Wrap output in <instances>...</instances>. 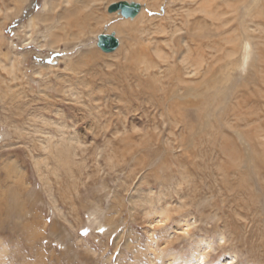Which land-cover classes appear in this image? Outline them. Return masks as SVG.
Wrapping results in <instances>:
<instances>
[{
	"label": "rangeland",
	"instance_id": "rangeland-1",
	"mask_svg": "<svg viewBox=\"0 0 264 264\" xmlns=\"http://www.w3.org/2000/svg\"><path fill=\"white\" fill-rule=\"evenodd\" d=\"M20 1L0 0V207L3 210V223H0L2 224L0 226V264H195L197 254L203 250L207 257L204 264H227L224 263L225 259L231 256H234L232 264H264V212L249 210L248 213L252 214L248 215L249 222L240 220L239 223V220H236L238 215L233 212L236 210V213H240V204L235 206V202L229 198V204L234 202L235 208L233 204L229 206L227 203L229 199L221 204L217 197L211 196L210 191L216 188L214 183H211L212 179L210 182L209 179L205 180L209 182L208 186L205 181L201 183L197 196L192 195L190 187L183 184L181 180L180 184L177 183L178 180L168 184L161 181L167 178L169 180V175L176 173L175 176L178 177L183 170L187 171L185 167H181V172L176 171L175 168L180 158L178 157L180 151L173 149V152L169 147L177 146L178 143L201 142V150L206 151L207 146H211L208 143L210 140L207 139L213 138L212 141L220 142L227 136L226 138L243 147V135L248 134L247 137H249L250 132L244 133L250 129L251 133L254 132L251 126L254 125L252 123L255 114L253 116L249 108L258 112L264 126V99L254 96L255 98L250 99L251 102L249 99L240 101V104H249L247 107H242L243 110L249 109L244 111L245 115L243 114L248 121L246 124L245 119L244 121L237 119V110H233V107L238 108L237 98L232 99L223 93V95L221 93L214 95L212 99L199 98L201 119L192 131L172 127V125L164 126L163 117L154 110L146 113L140 111L125 113L119 110L112 94L99 92L98 88L103 87L104 84V88L108 89L114 81L108 79V70L112 65L128 60L138 40L141 43L144 42L142 40L145 37V33H142L144 22L136 21L137 25L127 27L137 16L126 19L118 12H108L107 8L111 3L121 0H104L100 10L108 18L106 24L115 22L114 24L123 25V30L100 28L91 34L87 46H76L73 49L71 47L66 51L62 43L59 44L58 49L40 48L36 41L34 43L29 41L30 43L24 45L27 43L24 41L27 29L22 30L21 26L26 25L27 20L33 16L44 12L46 0H28L21 4L22 12L14 14ZM125 1L140 3L142 8L139 14L155 16L150 8H145L147 0ZM225 1L231 3L230 0ZM225 1H217V14L219 12V15H225V25L228 26L223 25L221 28L222 24L218 23L220 30L216 36L217 42L219 41L218 44L216 43L217 56L222 58H218L217 62L218 78L231 74L229 76H232V79L238 78V83L244 81L245 86L249 87L248 90L251 89L250 92L255 90L264 92V84L261 83V79L264 78V70H262L264 69V18L256 16L254 18L262 22V27L249 23L250 27L247 29L244 25L248 17H251H245V13L249 11L251 15H255L257 12L253 14L254 11L264 9V0H246L251 4V10L246 8V11L239 2L241 0H233L232 5L239 7L237 16L235 13H225L230 7ZM219 5L222 6H220L221 12ZM252 10L253 12H250ZM44 14L42 16L46 17ZM50 16L48 17L51 19L47 17L48 20L46 18L45 22L42 17L35 23V32L32 34L37 41L41 39L42 33L45 34L46 24L54 30L60 29L63 25L60 27L59 23L62 21L61 24H64L67 18L63 15L56 18L58 20L56 22L55 14H53L54 17ZM152 20L147 24L153 29L155 22ZM46 21L49 22L46 23ZM233 28L237 32L233 31ZM103 33H114L119 40L118 47L110 53L103 52L96 44L97 35ZM246 34H249L248 41L254 49L251 48L250 57L243 65L242 75H244L240 77L233 68L243 64L240 63V59L244 54L242 49ZM230 35L234 39L231 38L229 42L226 36ZM256 35L260 36L256 37ZM150 37H152L151 34ZM127 41L131 42V47H128ZM242 42H244L243 45ZM233 46L237 52L228 57L225 53L232 52ZM90 50L98 59L90 58L91 54H88ZM235 54L236 57H234ZM11 57L24 61H22L21 69L16 70L17 77L13 81L5 69L8 58ZM248 65L250 67H247ZM22 70H24L23 73ZM248 77L261 79L255 80L259 82L254 84L246 81ZM226 85L229 84H218V88L223 89ZM245 86L239 89H244ZM250 104L253 105L250 106ZM229 106L232 108L230 109ZM205 111L209 114L207 115ZM155 121L162 122L159 125H151ZM235 124H238V128H235ZM240 124L243 125L240 126ZM145 130L147 132H144ZM156 134L157 137H155ZM208 134H212V137H208ZM180 135L184 137L181 138ZM213 135L216 136L213 137ZM174 139H178L176 143H173ZM151 144L157 145L156 150ZM139 151L142 152L139 153ZM154 157L155 159H152ZM220 159L216 161L213 158L206 162L202 156L196 159L199 160L196 163L199 164V169L200 166L206 165L207 171H216V162L225 161V158ZM206 163L209 164V168ZM167 166H170L172 171L167 169ZM202 169L205 170V168ZM197 170L198 168L192 171L197 175L193 173L194 177L191 176V183L195 185L199 182L198 177L202 176ZM210 185L213 190L209 188ZM261 191L255 189L257 193L262 194ZM204 192L206 193L203 194ZM164 193H167V197ZM214 203L218 204V207ZM206 204H209V207L206 208ZM258 204V207L262 206ZM149 205L153 206V209ZM164 206L172 209L170 219L165 220L167 222L163 221L162 224L154 222L150 224L148 217L155 215V212V216L159 215L158 212L162 211ZM210 207L213 208L210 209ZM212 211H215L214 214L211 213ZM222 216L225 219L222 220ZM251 217H254L255 221H251ZM225 220L227 223L224 222ZM257 221L262 222L263 225ZM237 226H240V229ZM238 232L241 233L240 236ZM250 233H255V236ZM250 241L256 245L255 247L250 243L251 251L247 248Z\"/></svg>",
	"mask_w": 264,
	"mask_h": 264
},
{
	"label": "bare ground",
	"instance_id": "bare-ground-1",
	"mask_svg": "<svg viewBox=\"0 0 264 264\" xmlns=\"http://www.w3.org/2000/svg\"><path fill=\"white\" fill-rule=\"evenodd\" d=\"M27 1L28 0H21L19 2L17 11H15L16 13H14V14H18L23 7L21 4H23L24 2L26 3ZM102 1H104V0H46L45 5H44V12L43 13L40 12L37 15L33 16L32 18L27 20L26 25L21 26L22 30H25V28L27 29V30H25L26 31L25 32L26 37L24 39V41L27 43H24V45H27L30 42L34 43V41H36V43L39 44L40 48L58 49V48H60L59 44L62 43V44H64L63 48L66 51V49L69 50L71 47L73 49V47H76V46H81V45L87 46L90 42L91 34L95 31L99 30L100 28L106 27L108 30L112 29V28H116L118 30H123L124 26L123 25L121 26L119 24H114L115 22L106 24L108 18L104 14H102V12L100 10V5L103 4ZM217 1L218 0H147L146 4H145V8H150L153 11L155 16L148 17L147 14H142V13L139 14L141 11V8H142V6H141L140 11L134 16V17L137 16L139 18L136 17L135 20H133L130 24L127 25V27H131L133 25H137L136 21L137 22H141V21L144 22L143 27H142V33H145V37L142 39L144 42L141 43L138 40L136 42L137 46L135 48H132V51L129 48V50L131 52H130V57L128 58V60H126L125 62H122V63H117L114 66L112 65V67L107 72V74H108L107 77L110 81L111 80H114V81H112V83H111L110 87H108V89H107V87L104 88L105 85L103 84V87L98 88V91L99 92L100 91L101 92H108V93L112 94L114 99L116 100V102L118 104L119 110L124 111L125 113L126 112H133V111H140L142 113H146L149 110H154V112H156L157 114H159L160 116L163 117V122L162 121L161 122L164 126L165 125H168V126L172 125V127L180 128L182 130L185 129L187 131L188 130L192 131V129H194L196 124L200 123L202 111L200 109L201 103H200L199 98L212 99L214 97V95H217L219 93H221V94L223 93L225 95L227 94L228 97H232V99L237 98L236 102H237L238 108L233 107V110H237L236 111V114L238 115L237 119L242 120V121H244V119H245L246 124L248 123V121H247L246 117L243 116V114L246 112V110L250 109V111L252 112L251 114H253V116L255 114L254 122L252 123L254 125H252V126L250 125L252 128H254V132L251 133V131H250L251 129H250L244 133V134H246L247 132H250L249 137H247L248 134L243 135L244 136L242 138V139H244L243 147H241L242 145H238L235 142H233L232 140H229L228 138H226L227 136L225 137L226 139L223 138V140H221L220 142H218V141L215 142V140L212 141L213 138L207 139L206 135H205L206 136L205 138L207 140H210V142H208V143L211 145L209 147L207 146L206 151H204L205 149L201 150L202 149V148H200V146L202 147L201 142H199L198 144H196V143L190 144L191 141H189V142L178 143V145L175 144L177 146H171L170 145L171 146V147H169L170 150L178 149V151H180V153L178 152V155H180L178 157H180V158H178L176 156L178 158V162H177L178 164H175L176 171L181 172V167H183V168L185 167V169L187 171L183 170L184 174L181 172V173H179L180 175L178 177L175 176L176 173L174 171V173H175L174 175L168 176L169 180H167L168 178L165 180H161L162 182L163 181L167 182L166 184H168V182H175L177 180H178L177 183L180 184L181 183L180 180H181L183 184H186L188 187H190L191 191L193 192L192 195L197 196L198 191H199L198 188H200L201 183L203 181H205L206 179L207 180L209 179L208 181L210 182L212 179L213 181L211 183H214V186L216 188H214L215 193H213L214 192L213 188L211 187V185L209 186V188H211V190H213V191H210V192H212V194L210 193L211 196L214 195L215 197H217V199H219L221 201V204L223 201H225L224 203H226V199H229V198L235 202V204H236L235 206H239L238 204H240V208H239L240 213L239 212L236 213L235 212L236 210L234 211V208L232 207L233 211H234L233 213L238 215V216L236 215L237 216L236 220H239V223H240V220H243L245 222L248 221V219H249L248 215L250 214V213H248L249 210H251V211L254 210V211H257L258 213H260V211L264 212V126L261 123L260 116H259L258 112H254L255 109H253V108L243 110L242 107H247L249 104H240V101L244 102L243 100H248V99L250 100L254 96H257L258 99H264V92L259 91V90L258 91L255 90V92H250L251 89L248 90L249 87L245 86L246 84H244V81H243V83L242 82L238 83V78L234 77V79H232L231 78L232 76L231 77L229 76L231 74L225 75L224 78L222 76L223 79L218 78L217 62H218V58L219 59H222V58L217 56L218 54H217L216 43L218 44L219 41L217 42L216 36H218L217 35L219 33L218 30H220V26H218V23L222 24L221 28L226 23H225V19H224L225 15H219V12L217 14V11H218L217 10V6H218ZM223 1H225V0H223ZM230 1H231V3L230 2L228 3L227 1H225V2H227L228 5H230V7L227 8L229 10L226 11L225 13H228V12L235 13V16H237V13H239L238 12L239 7L234 6V4L232 5L233 0H230ZM239 2H241L242 6L245 7L244 11H246V8L251 10V4H249V2H247L246 0H241ZM257 2H259V1H257ZM227 4H225V5L227 6ZM255 4H257V3H255ZM220 6L221 5H219V7ZM238 6H240V5H238ZM242 6H240V7H242ZM257 6H258V4H257ZM221 7H220V12H221ZM235 7H237V8H235ZM224 8H222V11H224L223 10ZM114 12H117V11H114ZM250 12H253V10ZM255 12H257V13L255 14ZM43 14L46 15V17L42 16ZM50 14H52L51 16H53V14H55V19L59 18L63 15H66L67 18L64 21V24H61L62 21L59 23L60 27H61V25H63L60 29L54 30V29H52L51 26L46 24L47 27L45 26L46 27V29L44 31L45 34L42 33L41 39L39 41H37V38L34 37V35L32 34L33 32H35L34 31L35 23L37 21H39L40 19H42V17H43L44 22H45L46 18L48 16H50ZM138 14L140 16H138ZM253 14H255V15H251V13H249V11H248V13H245V17L251 16V17H248L247 22L246 21L244 22L245 23L244 25L246 26L247 29H249V27H250L249 23H254L256 26L262 25V22L256 21L254 18H255V16L260 17V18H264V9H261V10L259 9L257 11H254ZM134 17H132V18H134ZM48 18H47V20H48ZM49 19H51V18H49ZM126 19H128V18H126ZM152 19L155 22L154 23L155 26L153 29H152V26L147 24V22L152 20ZM57 21L58 20L56 19V22ZM47 22H49V21H46V23ZM263 22H264V19H263ZM43 24H45V23H43ZM152 24H153V22L151 23V25ZM229 25H231V24H229ZM125 27H126V25H125ZM226 27H228V26H226ZM151 29H152V31H151ZM46 30H48V32H46ZM233 31H236V30L233 28ZM255 31H257V30H255ZM103 34H108V33H103ZM150 34L152 35V37H150ZM221 35H223V34H221ZM231 35L226 36V39L228 41L231 38L234 39ZM234 36H235V34H234ZM259 36L260 35H256V37H259ZM115 37H116V35H115ZM219 37H221V36H219ZM245 37H246L247 41L245 39V43L242 42V45L244 43V47L242 49V50H244V54L242 55V57L240 59V63H243V64L238 66L239 68L238 67L233 68L235 73L237 74V76H240V77L241 76L243 77V75H244V74L242 75V70L244 69L243 65L245 63V60H247L250 57L251 48H253V47H251V44L248 41L249 34H246ZM97 38H98V35H97ZM150 40H152V42H150ZM118 42H119V40H118ZM221 43H222V41H221ZM96 44H97V42H96ZM255 44H256V42H255ZM118 45H119V43H118ZM127 45H128V47H131L132 44L130 41H127ZM231 46H232V44H231ZM234 46L231 49L232 52H229L231 54H229L228 52L225 53V54H227L228 57L230 55H232V53L234 54L235 52H237V49H235ZM218 49H219V46H218ZM90 51L88 52V54H91L90 58L91 59H94V58L98 59V57H96V54L93 51H91V52ZM223 55H224V52H223ZM23 57L21 56L22 59H25V57L24 58ZM234 57H236V54ZM22 61L20 58H17V57L16 58L15 57L8 58V63H7V66L5 67V69L10 74L9 76H11L12 81L16 79V77H17L16 76V70L18 71V69L19 70L21 69ZM221 61H223V60H221ZM247 67H250V66L248 65ZM257 67H259V66L257 65ZM251 68H252V66H251ZM50 69H52V68H50ZM262 70H264V69H262ZM23 71L24 70H22V73H23ZM34 72H37V71H34ZM220 72H221V70H220ZM220 75H221V73H220ZM259 76L262 78V76L260 74H259ZM254 78H249L246 81H248V82L251 81V83L257 84L259 81H255V80L261 79V78H257V77L255 79ZM236 81H237V83H236ZM221 83H228L229 85L223 86V89H219L218 84H221ZM261 83H262V85L264 84V78L261 79ZM247 84H249V83H247ZM242 86H245L244 89H239V87L241 88ZM247 86H250V85H247ZM258 87H259V85H258ZM222 90H223V92H220ZM114 92H116V93H114ZM3 96H5V94ZM221 98H223V97H221ZM225 100H227V99H225ZM251 100H250V102H251ZM217 101H219V100H217ZM209 103H213V102H209ZM220 104L221 103H219V105ZM251 105H253V104H250V106ZM263 105H261V106H263ZM223 108H225V107H223ZM229 108H230V106H229ZM115 109H117V108L115 107ZM119 110L117 109V112ZM206 114L208 115L209 113L206 112ZM260 114H261V112H260ZM212 115H214V114H212ZM212 115H210V116H212ZM160 116H159V118H160ZM220 116H221V114H220ZM229 116H231V115H229ZM110 117L111 116L109 115V118ZM150 118H151V116H150ZM227 118L229 119V117H227ZM108 119H106V121H108ZM117 119H118V117H117ZM224 119H225V117H224ZM160 123L155 121L152 124L151 123L150 124L151 125H159ZM238 124L237 125L235 124V128L238 126ZM107 125H109V124H107ZM228 125H229V123H228ZM241 125H243V124H240V126ZM114 126H115V124H114ZM168 126H166V127H168ZM232 126L233 125H231V128H233ZM244 127H246V126H244ZM168 130L169 129H167V131ZM197 130H196V132H197ZM208 130H209V127H208ZM216 130H218V129H216ZM239 130H240V128H239ZM246 130H247V128H246ZM152 131H154V130H152ZM155 131H156V129H155ZM144 132H147V131L145 130ZM239 132L241 133V131H239ZM189 133H192V132H189ZM213 134H215V133H213ZM215 136L213 135V137H215ZM125 137H127V136H125ZM155 137H157V134ZM164 137H165V135H164ZM172 137L174 138L176 136H172ZM180 137H181V135H180ZM180 137H178V138H180ZM182 137H184V135ZM208 137H212V134H208ZM219 137H221V135ZM122 138L123 137H121V139ZM140 138H141V136H140ZM170 138H169V140H170ZM189 138L190 137H188V139ZM176 140H178V139H176ZM176 140L174 139L173 143H176L175 142ZM125 141H126V139H125ZM128 141L129 140H127V142ZM167 141H168V139H167ZM192 141H194V140H192ZM129 142H132V141H129ZM177 142H180V141H177ZM185 143H187V144H185ZM208 143H207V145H208ZM135 146H133V147H135ZM152 146H151V149H152ZM154 146H155V150H156L157 145H154ZM164 146H165V144H164ZM142 147H144V146H142ZM157 149H158V147H157ZM149 150H150V148H149ZM142 151H139V153ZM164 151H165V153L167 152L166 149ZM109 152H110V150H109ZM148 152H150V151H148ZM154 152L156 153V151H154ZM173 152H174V150H173ZM168 153H170V152H168ZM164 154H162V155L164 156ZM143 156H142V158H143ZM147 156H149V155H147ZM202 156H203L204 160L206 159L205 160L206 162H207V160L210 161L213 158L216 161L220 158H225V161L224 162L223 161L222 162H219V161L216 162L217 163L216 171H207L208 169L206 170V167H207L206 165L200 166V169H199V164L196 163L197 161L199 162V160H196V159L200 158ZM170 157H171V155H170ZM109 158H110V156H109ZM152 159H155V157ZM159 159H160V157H159ZM164 159H165V157H164ZM127 160L129 161V159H127ZM211 163H212V161H211ZM211 163H210V166L212 165ZM137 164H139V163L137 162ZM206 164H208V163H206ZM172 165H174V164H172ZM144 167H145V165H144ZM196 168H198V170H197L198 174H201L202 176L198 177V178H200L198 180L199 182L197 181L199 184L196 183V185H195V184L191 183L192 182L191 176L196 174V172H192V171L196 170ZM202 168H205L206 171L203 170ZM208 168H209V164H208ZM167 169L172 171L170 166H167ZM169 170H167V171H169ZM199 170H201V171H199ZM147 174H149V173H147ZM208 181H205L207 186L209 185ZM255 189L262 190L263 191V192L261 191L262 194L255 192ZM149 193H151V192H149ZM167 193H169V192H167ZM167 193H164V194H166V197H167ZM171 193H172V191H171ZM205 193L206 192H204L203 194H205ZM208 194H209V192H208ZM208 194H206V195L208 196ZM160 195H161V193H160ZM245 197L247 198V201H246ZM182 199H183V197H182ZM209 199H211V198L209 197ZM230 199L227 201L228 204L230 203ZM176 202H177V200H176ZM154 203H156V202H154ZM233 203L231 202V205ZM258 203H260V206L261 205L262 206L258 207V205H259ZM214 204L216 205V207H218V204H216V203H214ZM208 205L207 204L205 205L206 208ZM215 205H213V206L215 207ZM231 205L229 204V206H231ZM149 206H151V205H149ZM183 206L184 205H182V207ZM190 206H191V204H190ZM190 206H189V209H190ZM193 206H195V205H193ZM233 206H234V204H233ZM151 207L153 209V206H151ZM158 207H160V206H158ZM164 207H162V208H164ZM219 207L222 208L221 206H219ZM212 208L210 207V209H212ZM226 208H224V209L226 210ZM257 208L259 211L257 210ZM237 209H238V207H237ZM157 210H158V208H157ZM159 210H160V208H159ZM161 210L162 211H160V212L157 211L158 213H160L159 215L155 216L156 215V212H155V215L153 214L152 216L148 217V219H150V224H154V223H156V224L161 223L162 224L163 221L170 219V214H171L170 211H172V209L170 210L169 206H168V208L165 207L164 209H161ZM231 210H228V211H231ZM2 211L3 210L0 207V223H3ZM205 211H206V209H205ZM213 212H215V211H212L211 213L214 214ZM202 213H204V212H202ZM207 214H209V213H207ZM225 214H227V213L225 212ZM228 215H229V212H228ZM250 215H252V214H250ZM153 216H155V217H153ZM208 216L211 217V215H208ZM218 216H219V214H218ZM259 216H261V215H259ZM254 217L253 218L251 217L252 220L251 219L250 220L255 221ZM171 218H172V216H171ZM218 219H220V218H218ZM223 219H225V218H223V216H222V220ZM227 219H229V217ZM231 220H232V218H231ZM257 220H259V219H257ZM216 221H218V220H216ZM165 222H167V221H165ZM224 222H226V220ZM253 223H255V222H253ZM258 223L263 225L262 222L261 223L258 222ZM1 225L2 224H0V226ZM25 225H26V222H25ZM230 225H231V223H230ZM233 225H234V223H233ZM239 227H238V229H240ZM259 227H260V225H259ZM257 229H258V227H257ZM229 230H230V228H229ZM243 230H244V228H243ZM187 231L188 230H186V232ZM245 232H247V231H245ZM238 234H239V232H238ZM240 234H239V236H240ZM250 234H252V233H250ZM254 234H252V235H254ZM234 235H236V233ZM244 238H245V236H244ZM248 240H249V237H248ZM228 241H227V243H228ZM239 241H240V239H239ZM246 243H248V242H246ZM250 243H252V242L251 241L249 242V244H248L249 246L247 245L248 246L247 248H249V250L250 249L252 250L250 245H252L253 243L252 244H250ZM253 245H255V244H253ZM255 247H256V245H255ZM259 247H261V246H259ZM243 248L245 249V247H243ZM238 249H240V248H238ZM258 251H260V250H258ZM238 252H240V251H238ZM255 252H257V250ZM205 254H206V252L204 250L200 254H197V256L195 258V260H196L195 264H204L205 260L207 258ZM259 254H261V253H259ZM261 255H259V256H261ZM233 257L234 256H231V258H226L224 263L232 264V258ZM233 260H234V258H233ZM260 263H261V260H260ZM244 264H246V263H244Z\"/></svg>",
	"mask_w": 264,
	"mask_h": 264
},
{
	"label": "water",
	"instance_id": "water-1",
	"mask_svg": "<svg viewBox=\"0 0 264 264\" xmlns=\"http://www.w3.org/2000/svg\"><path fill=\"white\" fill-rule=\"evenodd\" d=\"M140 7L138 2L121 0L110 4L107 11H117L124 18H132L140 11ZM118 43L114 33L100 34L97 38V46L105 53L114 51Z\"/></svg>",
	"mask_w": 264,
	"mask_h": 264
}]
</instances>
